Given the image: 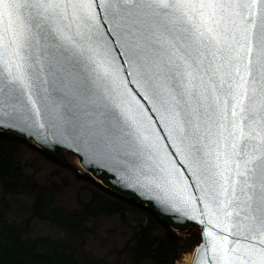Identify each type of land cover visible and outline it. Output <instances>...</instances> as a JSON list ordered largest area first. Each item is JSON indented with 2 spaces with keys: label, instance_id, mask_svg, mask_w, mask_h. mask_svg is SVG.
I'll return each instance as SVG.
<instances>
[{
  "label": "snow or ice",
  "instance_id": "6c2138e0",
  "mask_svg": "<svg viewBox=\"0 0 264 264\" xmlns=\"http://www.w3.org/2000/svg\"><path fill=\"white\" fill-rule=\"evenodd\" d=\"M12 128L197 221L195 264H264V0H0Z\"/></svg>",
  "mask_w": 264,
  "mask_h": 264
},
{
  "label": "trees",
  "instance_id": "16d2710c",
  "mask_svg": "<svg viewBox=\"0 0 264 264\" xmlns=\"http://www.w3.org/2000/svg\"><path fill=\"white\" fill-rule=\"evenodd\" d=\"M23 146L36 149L47 160L70 169L76 179L89 182L95 187L89 198L72 210L53 205L59 186L41 184L25 171ZM66 155L69 154L43 151L12 133L0 131V264H176L192 253L200 240L199 229L172 230L147 209L152 216L137 223L130 241L116 250V261L110 263L93 255L85 247L86 235L92 231L87 223L98 216L125 217L126 201L133 200L109 191L88 173L74 169ZM19 195L32 198L31 214L16 221L8 217L7 210L10 199ZM32 217L56 226L61 234L30 235Z\"/></svg>",
  "mask_w": 264,
  "mask_h": 264
},
{
  "label": "rangeland",
  "instance_id": "374dc122",
  "mask_svg": "<svg viewBox=\"0 0 264 264\" xmlns=\"http://www.w3.org/2000/svg\"><path fill=\"white\" fill-rule=\"evenodd\" d=\"M66 159L74 169L81 173L85 172L76 157L69 154L66 155ZM21 160L25 165V171L33 174L39 183L45 185L54 183L59 186L60 190L54 194L53 205L65 210L79 208L81 201L87 200L91 190L95 189L89 182L76 179L70 169L59 167L30 146L21 148ZM31 203L32 198L26 195L12 197L7 210L8 217L16 221L29 217ZM125 205V217L117 214L98 216L87 223L92 231L86 235L85 247L97 258L110 263L116 261V250L130 241L137 223L146 222L152 216L151 212L134 201H126ZM31 223L30 235L61 234L56 226L48 222L32 217ZM190 254L184 255L176 264H189L186 260Z\"/></svg>",
  "mask_w": 264,
  "mask_h": 264
},
{
  "label": "water",
  "instance_id": "95a60500",
  "mask_svg": "<svg viewBox=\"0 0 264 264\" xmlns=\"http://www.w3.org/2000/svg\"><path fill=\"white\" fill-rule=\"evenodd\" d=\"M129 86L135 89L134 85ZM146 106L148 105L146 104ZM0 131L12 133L43 151L49 153L65 152L76 157L84 171L99 184L109 191L121 197L132 199L138 205H142L150 210L161 222L169 226L172 230L184 232L191 227L199 229L200 240L194 247L189 262V264H195L197 250L202 243L203 226L197 221L161 204L154 197L131 185L126 179L122 178V173L118 170L114 162L94 153V150L86 148L82 143L77 147L75 144L62 139L59 135H54L51 130L39 134L34 130H27L21 133L16 128Z\"/></svg>",
  "mask_w": 264,
  "mask_h": 264
},
{
  "label": "bare ground",
  "instance_id": "6f19581e",
  "mask_svg": "<svg viewBox=\"0 0 264 264\" xmlns=\"http://www.w3.org/2000/svg\"><path fill=\"white\" fill-rule=\"evenodd\" d=\"M191 257H192V253L190 254V256H188V258H187V260H186L188 263L190 262Z\"/></svg>",
  "mask_w": 264,
  "mask_h": 264
}]
</instances>
